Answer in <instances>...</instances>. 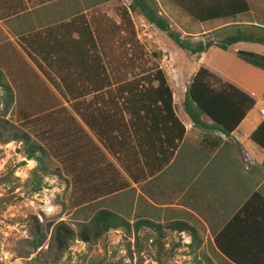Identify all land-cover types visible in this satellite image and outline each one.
<instances>
[{
	"label": "trees",
	"instance_id": "16d2710c",
	"mask_svg": "<svg viewBox=\"0 0 264 264\" xmlns=\"http://www.w3.org/2000/svg\"><path fill=\"white\" fill-rule=\"evenodd\" d=\"M57 1L62 0H0V19L25 13L31 7L47 8ZM168 1L200 23L249 12L247 0L244 11L237 8L238 0H234V9H227L223 0ZM11 5L19 8L5 11ZM87 12L49 15L46 20L53 18L52 21L42 24L39 20L38 26L27 27L13 40L0 41L4 113L14 106L17 118L16 123L0 118V140L17 143V152L25 161L36 162L26 180L31 193L41 191L45 178L55 174L66 180L72 192L97 200L130 189L131 182L139 184L154 177L174 158L185 138L186 126L177 114L174 92L163 69L155 61L146 67L135 17L167 33L178 47L197 57L211 46L226 51L241 41L264 44V37L243 30L216 43H192L172 29L156 0H130L127 5L117 6L118 22L95 8ZM115 43L124 53L119 60L113 56ZM152 55L158 57L159 52ZM236 56L264 70V55L238 50ZM29 61L60 92L71 110L41 86L45 84L39 75L37 82L27 77L29 74L22 66L31 65ZM19 70L26 78L17 84L14 76H20ZM255 104L256 100L247 92L200 65L190 77L183 106L201 148L212 151L232 140V133ZM250 140L264 151V119L251 133ZM110 157L116 162L110 161ZM261 164L264 166V158ZM9 175H13L12 170ZM8 178L0 177V183L5 184ZM142 227L155 230L149 234L159 253L173 233L178 237L186 234L192 242L196 235L195 228L184 221H168L163 226L140 216L134 232ZM112 230L129 232L131 224L125 215L101 208L78 230L65 223L57 224L53 240L63 254L77 238L97 242ZM32 236L36 249L46 237L41 224H36ZM213 245L227 262L264 264L263 191L250 193L214 236ZM169 250L172 253L173 248Z\"/></svg>",
	"mask_w": 264,
	"mask_h": 264
},
{
	"label": "rangeland",
	"instance_id": "374dc122",
	"mask_svg": "<svg viewBox=\"0 0 264 264\" xmlns=\"http://www.w3.org/2000/svg\"><path fill=\"white\" fill-rule=\"evenodd\" d=\"M77 1L76 7L80 10L88 9L93 5L91 4L93 0H91V3H89L90 0ZM129 1L111 0L107 2V9L102 5L100 8L101 10H112L111 15L115 18L114 7L118 4H121V6L127 5ZM156 1L159 5L160 13L168 19L172 29L179 33L182 38L188 39L192 43H196L199 40H205L208 44L214 42L213 39L217 36L216 30L219 23H197L168 0ZM56 4L48 5L51 14L60 10ZM95 9H98V7ZM87 13H89V10ZM42 18L40 19L42 24L53 19L46 20L45 17ZM134 23L137 30V38L146 53V67L147 65H153L152 62L155 61L163 69L174 92L177 114L187 128H190L191 124L183 106L185 90L190 77L200 66V61L197 56L178 47L167 33L160 31L153 25L144 24L137 17L134 18ZM1 24L7 29V23L3 21ZM33 24L38 26L39 22H33ZM5 39L9 38H7V34L0 27V41ZM210 48L204 60L205 67L211 69L214 65H219L220 70L226 75V78L222 77L223 80L231 82V79H237L241 81L248 87L247 93L255 100L261 101L258 108H255L246 116L239 128L240 132L249 134L255 127L256 123L254 124L253 122L257 116L259 117L258 112L260 116L264 115L260 111L264 108V105L261 104L264 101V74L247 64L236 62L234 54L223 52L218 47ZM154 51L159 52L158 57L152 55ZM123 55L121 48L115 46L113 56H117V60H119ZM29 63L31 65L24 64L22 66L24 72L26 73L27 71L29 74L27 77H31L37 82L36 77L39 75L45 84H41V86L47 87L64 106L71 110L60 92L41 74L35 64L31 61ZM137 71L135 69V72ZM132 73L128 75L131 76ZM21 74L22 72L19 70L17 75L20 76L18 78L14 76L17 84L23 81L24 75L21 76ZM7 77L11 79V77ZM4 111V96L0 90V118L16 123L17 118L14 113V106H11L6 113ZM74 115L80 121L77 115ZM259 118L262 119L261 117ZM80 123L83 125L81 121ZM188 137L189 139H196L194 135H188ZM93 139L95 140L94 137ZM235 141L245 172H253L257 167L255 157L261 151L250 150L246 146L248 140L243 139L241 135H237ZM253 146L259 149L254 144ZM18 147L19 145L13 141L3 143L0 140V177H9L5 184L0 183V264H228L214 248L212 227L203 224L194 213L184 210L182 206L186 198L179 196V190L175 188L177 186L175 178L179 159L183 158L186 148H183V154L179 153L173 166L156 181L159 183L158 185L154 186L145 183L136 186L134 189L130 188L92 200L87 195L83 196L72 192V188L66 180L55 174L48 175L45 178V186L41 191L31 193L30 187L26 186V180L36 162L25 161V158L17 152ZM203 158L201 155L197 157L198 162H201ZM108 159L116 162L113 157ZM194 159L195 157L193 156L191 160L193 161ZM23 161L25 162L23 163ZM184 161L185 159L182 163ZM218 167L217 176L221 179V186L218 189H226L227 186V188L233 189L238 184L237 168L226 165H218ZM10 170L13 171L12 176L9 175ZM168 180H171V182ZM141 192L159 205L151 212L154 213V220L163 226L169 220H184L195 228L194 241L192 242V238L186 234L182 233L178 237L173 233L168 242L164 244L161 253H159L151 241L152 236L149 232L152 229L148 230L142 227L138 233H135L134 224L139 219L137 206H144L143 202H141L144 199L140 196ZM101 208H107L125 215L131 224V230L129 232L112 230L106 234L104 239L102 238L97 242L88 243L77 238L71 241L69 248L63 254L60 253L53 240L54 227L59 223H65L71 228L78 230L83 225L88 224L93 214ZM146 208L148 209V207ZM131 209L132 211H130ZM126 210L130 212L128 213ZM182 211L187 212V214L181 215ZM36 224L42 225L46 237L43 244L34 249L32 234L35 232ZM190 244L192 245L190 246ZM170 248H173L172 253L169 250Z\"/></svg>",
	"mask_w": 264,
	"mask_h": 264
},
{
	"label": "crops",
	"instance_id": "0c3cea01",
	"mask_svg": "<svg viewBox=\"0 0 264 264\" xmlns=\"http://www.w3.org/2000/svg\"><path fill=\"white\" fill-rule=\"evenodd\" d=\"M111 0H91L89 3L93 4L88 9L80 10L76 7L78 4L77 0H62L57 1L56 6L59 7V11L51 14L49 8H38V7H31L25 13L20 12L22 14H18L16 16H10L9 18L0 20V27L1 29L7 34V38L13 40L17 35L24 33L27 31V27H36L33 24L37 23L42 17H47L49 15H56L57 17L67 16L69 13L74 11H88L92 7L97 8L101 12L106 13L108 16L112 17L115 21L118 22V16L116 15V6L114 7V12L116 17L114 18L111 15L112 10H106L108 7V3ZM120 1V0H118ZM19 2V1H18ZM17 2V3H18ZM25 2V1H24ZM245 0H238L237 8H242L245 10ZM248 2V3H247ZM247 5H249V12H243L241 14H237V16H233L227 19H218L211 21L209 23H219L217 31V36L214 37L213 43L219 42L225 36L231 35L236 33L237 30H243L246 33H254L257 37H264V0H247ZM105 6V10H101L100 6ZM223 5L227 7V9H231L236 6L234 0H223ZM19 5H11L5 11H17ZM235 8V7H234ZM233 8V9H234ZM55 17V16H53ZM7 23V29L1 23ZM197 22V21H195ZM200 23V22H197ZM204 23V22H203ZM208 23V22H206ZM6 25V24H5ZM221 35V36H219ZM215 47V46H211ZM211 49V48H209ZM238 50L250 51L258 54L264 55V44L257 43V42H249V41H241L231 45L228 50H222L223 52H227L230 54H234L236 56V52ZM208 53V49L205 53H202L200 57H197L200 61V65L205 66V59ZM234 57V56H233ZM237 58V59H236ZM234 60L240 64H247L240 58L236 56ZM249 65V64H247ZM251 66V65H249ZM254 69H258L264 74V70L251 66ZM215 75L219 76L220 78L225 77L222 70H220L219 65H214L209 69ZM231 83L239 87L245 92H248V87L241 81L237 79H231ZM264 90V88H263ZM264 92V91H263ZM261 101L256 100V104L254 108L251 110L253 111L255 108H258V105ZM264 105L263 103H261ZM250 111V112H251ZM248 112V114L250 113ZM247 114V115H248ZM246 115V116H247ZM259 117L264 119V115ZM245 116V118H246ZM257 116V115H256ZM258 116L256 120H254L255 127L249 134H244L240 132L239 128L245 118L241 121L238 127L232 133V140L224 142L220 147L212 150V151H205L201 148V141L200 138L197 136L196 133L192 131V123L190 122V128L186 126V134L183 142L180 144L179 148L177 149L174 158L170 162L168 166H166L160 173L155 175L154 177H150L139 184L131 182V189L135 188L136 186L143 185L145 183L152 184L154 186L158 185L156 181L163 176L166 171L173 166L176 158L178 157L179 153H184V146L187 150L184 153L183 158L179 159V164L177 167V176L175 180L177 181V186L175 187L179 190V196L182 198H186L185 202L183 203V208L185 211L194 213L195 216L205 225H210L212 227L213 235H212V243L214 236L222 229L225 223L232 217L241 207L242 203L247 199L250 193L254 190H261L264 192V166L261 164L262 159L264 158V151L258 147L253 141L250 140L251 133L256 129L258 124L261 122ZM195 136L196 139L188 137ZM237 135H241L243 139L248 140L246 142V146L249 147L250 150L256 149L261 151L259 155H256L257 167L254 169L253 172L250 173L245 172L242 164V158L236 149V141L235 137ZM257 146L259 149L255 148L253 144ZM184 148V149H185ZM203 156L204 158L201 159V162H198L197 157ZM195 157L192 161L191 158ZM219 166H229L237 168V179L238 184H236L233 189H229L226 187L219 190L218 187L221 186V179L217 176V169ZM217 166V167H216ZM171 182V180H168ZM172 184V183H171ZM143 200L144 206L139 205L138 208V217L145 216L149 220L154 221L155 223H159L158 221L154 220L153 218L154 213H151L156 207H159L154 200H152L149 196L141 192L140 195ZM140 202V203H141ZM146 205V206H145ZM149 205V206H147ZM154 206V207H151ZM161 206V205H160ZM148 207V209L146 208ZM193 207V208H190ZM194 209V210H193ZM128 212V210H126ZM132 211V209L130 210ZM129 211V212H130ZM187 212H181V215L187 214ZM169 221H184L182 219H173ZM185 222V221H184ZM227 262V261H226ZM228 264H233L231 262H227Z\"/></svg>",
	"mask_w": 264,
	"mask_h": 264
},
{
	"label": "built area",
	"instance_id": "2783aa9c",
	"mask_svg": "<svg viewBox=\"0 0 264 264\" xmlns=\"http://www.w3.org/2000/svg\"><path fill=\"white\" fill-rule=\"evenodd\" d=\"M260 111H261L262 114H264V108H262Z\"/></svg>",
	"mask_w": 264,
	"mask_h": 264
},
{
	"label": "water",
	"instance_id": "95a60500",
	"mask_svg": "<svg viewBox=\"0 0 264 264\" xmlns=\"http://www.w3.org/2000/svg\"><path fill=\"white\" fill-rule=\"evenodd\" d=\"M205 45H207V44L205 43Z\"/></svg>",
	"mask_w": 264,
	"mask_h": 264
}]
</instances>
